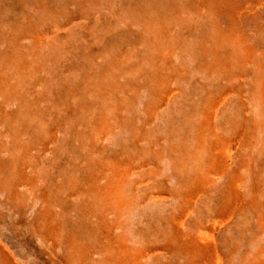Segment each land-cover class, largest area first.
I'll return each mask as SVG.
<instances>
[{"label": "rangeland", "instance_id": "rangeland-1", "mask_svg": "<svg viewBox=\"0 0 264 264\" xmlns=\"http://www.w3.org/2000/svg\"><path fill=\"white\" fill-rule=\"evenodd\" d=\"M13 51L30 65L21 85L5 62ZM166 61L176 72L167 85ZM0 72L13 87L0 95V264H84L80 247L106 264L116 239L141 264H183L165 249L175 223L188 236L216 226L226 263L264 258V0H0ZM103 100L105 131L95 128ZM23 111L32 121L16 123ZM204 114L232 158L191 199L195 172L176 177L168 153L188 144ZM149 149L161 158H138ZM118 166L129 173L122 214L91 192ZM232 182L248 201L260 189L257 208L218 227Z\"/></svg>", "mask_w": 264, "mask_h": 264}, {"label": "bare ground", "instance_id": "bare-ground-1", "mask_svg": "<svg viewBox=\"0 0 264 264\" xmlns=\"http://www.w3.org/2000/svg\"><path fill=\"white\" fill-rule=\"evenodd\" d=\"M149 9L148 3L145 6V10ZM151 13L155 11L151 9ZM181 14L179 12L175 13V16H172V20L177 19L180 17ZM157 21H155V24ZM154 24V26H155ZM160 26H165L167 23H162L159 21ZM166 30L162 28V31H160V28L158 29V33H154L156 35V40H159V44L161 47H169L170 44L167 41H164L166 36ZM221 36V35H220ZM146 39L143 36L141 42H145ZM150 42V41H149ZM37 50V47H35ZM170 48H168L169 50ZM151 49H149L150 51ZM12 51V50H10ZM19 53V52H18ZM116 54V53H115ZM113 57V58H112ZM111 58L114 61L113 65V71L118 70V65L121 67V58L120 56L112 55ZM23 58V55L17 56L16 53L13 51L10 54H8L5 58V62L7 65H12L14 67V72L16 76L18 77V84H24L23 83V77L27 76V74L30 72V65L29 63H26ZM163 61H165L163 59ZM124 62V61H123ZM138 62V60H137ZM116 63V64H115ZM161 64V63H160ZM136 67V66H135ZM164 67H166L167 71H169L168 77L166 78L164 83L168 82V78L174 77V68L171 66L169 62L166 61ZM119 68V67H118ZM163 66L160 65L159 69L155 71L153 80L156 82H159V86L163 84L160 80L162 79V69ZM165 69V71H166ZM137 70V69H136ZM26 80V79H25ZM24 80V82H25ZM261 86L264 87V80H261ZM27 82V81H26ZM163 92L169 93V88H165ZM13 91V87L10 85L9 78L6 74H3L0 72V95L2 98L6 97L10 94V92ZM12 95V94H11ZM97 95L99 97H102L101 99L105 98V92L101 95V92H97ZM103 103H100L96 106V113L101 111V118L98 120V123L96 124V130L105 131L109 128L106 127L107 120L105 118L106 114L104 116L102 115ZM100 105V106H99ZM27 113V112H26ZM3 116V113L0 111V117ZM28 117V118H26ZM25 117L24 111L19 115L16 123L22 121V120H28V122L32 121V115L27 113ZM36 118V117H35ZM211 116L209 114H204L203 120L196 125H191L189 127L190 135L193 133V136H191L190 141L187 145H185L182 149L176 145L171 146L169 149V156H171V151L175 150L173 152L174 158H173V167L176 171L177 175L176 177H190V172L193 170L195 172V175L192 177V181L188 182L189 184L187 186L191 187V192H189V197L196 198L198 194L204 193L206 186L211 179L213 178V175L217 174H226L229 169V161L231 160V152L229 151L228 147H231L228 140H223L221 138H216V140L210 138L211 135L214 133V128L211 123ZM43 125V124H42ZM248 132H245L247 135L251 134L250 131L247 129ZM245 134V135H246ZM246 144V143H245ZM245 146V145H243ZM181 149V150H180ZM227 149L229 152H227ZM160 151H153L151 149L144 150L141 152H138L140 154L138 158L145 159L146 157L148 160L156 161L160 157ZM161 158V157H160ZM130 166L132 164H136V157L130 159ZM246 166V165H245ZM103 167V166H102ZM130 169V168H129ZM103 170V169H102ZM128 170L127 168H124V166H118L115 168V177H113V180H110L109 183L104 185L102 188L97 190H91V192H95L96 194L102 196L104 198L105 204L107 205L108 209L116 214H122L125 210L129 208L130 201L124 194V187L127 184L128 177ZM74 183V181H73ZM75 185V183L73 184ZM187 188V187H186ZM185 188V189H186ZM259 188V186H258ZM261 188V187H260ZM231 191L229 192L228 198L223 206H225L224 210L221 212L222 215V221L220 220L218 227H225L226 224L232 222L235 217L239 215V213L247 208H257L256 205V199L258 196L261 195L260 189H257V192L259 195L257 197H254L253 200H246L244 194L240 191V188L236 185L235 182L231 183L230 187ZM188 190V189H187ZM188 193V191L186 192ZM197 194V195H196ZM196 195V196H195ZM219 222V221H218ZM53 223L49 225L50 228L52 227ZM177 230L174 231L171 235V237L167 238L165 249L169 251L170 255H181L183 256L186 261L183 264H230L224 262L223 258L219 255L218 247L215 242V233L218 230L216 226L210 225L208 227L209 232H206L202 235H187L183 230L181 229L180 225L175 223ZM264 228V226H263ZM181 229V230H180ZM123 240L116 239L115 241H109L110 247H114L115 251H111L107 248L109 255L106 258V261L104 260L103 263L106 262V264H141L142 255L140 253L135 252L132 250L128 245L125 244ZM80 247L79 253H78V259L81 263L84 264H91L90 261H86V258L90 257V253L87 254L88 248L87 247ZM263 251V250H262ZM261 251V252H262ZM107 252V251H106ZM262 253H258V256L255 258H252V260L244 263V264H264V258H262ZM77 255V252L75 250V256Z\"/></svg>", "mask_w": 264, "mask_h": 264}]
</instances>
